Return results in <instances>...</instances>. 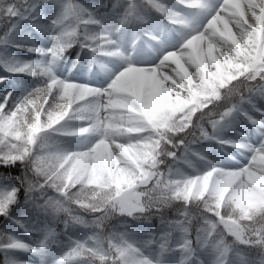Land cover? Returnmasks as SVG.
Here are the masks:
<instances>
[{
	"label": "snow or ice",
	"instance_id": "obj_1",
	"mask_svg": "<svg viewBox=\"0 0 264 264\" xmlns=\"http://www.w3.org/2000/svg\"><path fill=\"white\" fill-rule=\"evenodd\" d=\"M0 168V264H264V0H0Z\"/></svg>",
	"mask_w": 264,
	"mask_h": 264
},
{
	"label": "trees",
	"instance_id": "obj_2",
	"mask_svg": "<svg viewBox=\"0 0 264 264\" xmlns=\"http://www.w3.org/2000/svg\"><path fill=\"white\" fill-rule=\"evenodd\" d=\"M83 2L90 3V2H92V0H83ZM97 2H98V0H97ZM73 48H75V46H73ZM67 51H68L70 57L75 55V52L73 51V49H68ZM18 169H19V165L17 164L16 168L12 169L11 171L16 172ZM7 171L8 170H6L4 168H0V172H7ZM21 197H22V193H21ZM4 223H5V221L3 220V217H0V227H2ZM2 260H3V254L0 253V262H2Z\"/></svg>",
	"mask_w": 264,
	"mask_h": 264
},
{
	"label": "rangeland",
	"instance_id": "obj_3",
	"mask_svg": "<svg viewBox=\"0 0 264 264\" xmlns=\"http://www.w3.org/2000/svg\"><path fill=\"white\" fill-rule=\"evenodd\" d=\"M19 54L23 55V53H19Z\"/></svg>",
	"mask_w": 264,
	"mask_h": 264
}]
</instances>
